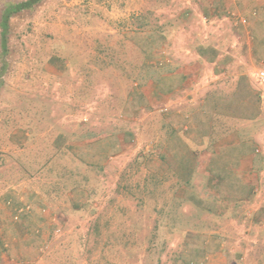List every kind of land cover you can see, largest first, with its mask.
<instances>
[{"label": "rangeland", "instance_id": "374dc122", "mask_svg": "<svg viewBox=\"0 0 264 264\" xmlns=\"http://www.w3.org/2000/svg\"><path fill=\"white\" fill-rule=\"evenodd\" d=\"M257 2L42 0L11 19L0 264H264V136H244L242 174L222 128L189 162L172 154L174 109L156 95L165 61L205 37L234 44ZM20 201L32 209L16 220Z\"/></svg>", "mask_w": 264, "mask_h": 264}, {"label": "crops", "instance_id": "0c3cea01", "mask_svg": "<svg viewBox=\"0 0 264 264\" xmlns=\"http://www.w3.org/2000/svg\"><path fill=\"white\" fill-rule=\"evenodd\" d=\"M257 3L256 5L260 3L261 6L255 5L248 12V18L253 19L252 22H237L238 31L242 34L237 32V42L234 44L222 37H214L208 44L210 37H205L201 40L204 44L199 42L196 48L174 53L177 57H173L171 64L167 63L168 58L162 50L161 57L167 61L163 64L162 77L156 82V95L162 97L163 105L174 109L172 115L169 114L174 118H171L173 128L168 134L173 142L172 154L186 156L185 159L190 162L191 156L196 155L195 146H204L207 136L216 128H222L225 133L223 139L227 138L225 142L229 140L227 145L230 149L225 153L228 156L226 160H231L229 153L240 149L232 168L242 174L243 151L247 145L244 136L252 134L253 138L262 140L264 101L260 100L264 93L261 94L260 88L256 87V79L250 77L253 69L264 67V0H258ZM248 27L251 28L252 35L249 34ZM240 92L247 96L237 98ZM231 94L237 96L231 97ZM249 110H253L252 113ZM227 116L242 117L245 123L238 128L228 126ZM259 118L261 121L257 126ZM250 120H254V128L250 126L253 131L245 128ZM164 130L165 127L162 131ZM219 144H216L217 149L220 148ZM207 154L211 153L202 151L201 156ZM209 160L213 161V156ZM229 166L230 164H225L226 168ZM202 168L205 169L204 166Z\"/></svg>", "mask_w": 264, "mask_h": 264}, {"label": "trees", "instance_id": "16d2710c", "mask_svg": "<svg viewBox=\"0 0 264 264\" xmlns=\"http://www.w3.org/2000/svg\"><path fill=\"white\" fill-rule=\"evenodd\" d=\"M42 0H9L4 1L0 11V88L3 85V74L6 70L7 59L6 56L9 52V33L10 21L19 12L24 10H31ZM24 215L23 217H25Z\"/></svg>", "mask_w": 264, "mask_h": 264}, {"label": "built area", "instance_id": "2783aa9c", "mask_svg": "<svg viewBox=\"0 0 264 264\" xmlns=\"http://www.w3.org/2000/svg\"><path fill=\"white\" fill-rule=\"evenodd\" d=\"M245 21L246 20H243V22H245ZM255 78H256L258 83H260L261 85L264 86V67H260L256 70ZM6 203H7V205H12L13 200L8 199L6 201ZM31 209H32V206L30 203L20 201L17 204H15V206L13 208V218L18 220L21 217H23L24 215H27L28 213H30Z\"/></svg>", "mask_w": 264, "mask_h": 264}]
</instances>
